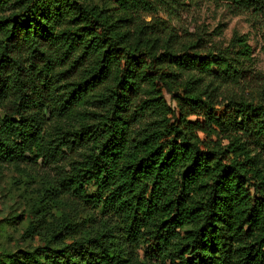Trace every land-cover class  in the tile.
<instances>
[{
  "label": "trees",
  "instance_id": "1",
  "mask_svg": "<svg viewBox=\"0 0 264 264\" xmlns=\"http://www.w3.org/2000/svg\"><path fill=\"white\" fill-rule=\"evenodd\" d=\"M205 2L264 30V0H0V165L54 171L0 264H264V72L156 17Z\"/></svg>",
  "mask_w": 264,
  "mask_h": 264
},
{
  "label": "rangeland",
  "instance_id": "2",
  "mask_svg": "<svg viewBox=\"0 0 264 264\" xmlns=\"http://www.w3.org/2000/svg\"><path fill=\"white\" fill-rule=\"evenodd\" d=\"M156 17L172 27L182 40L187 35L202 33L216 43H227L234 36L243 37L252 49L255 68L264 72V30L247 15L234 16L224 6L205 2L201 7L188 8L187 12L173 16L159 12ZM52 176L54 171L49 167L27 162L0 165V261L3 254L15 255L40 244L39 238L27 240L22 233L29 219V208L50 187ZM142 254L141 250L136 264H161L154 259L144 260Z\"/></svg>",
  "mask_w": 264,
  "mask_h": 264
}]
</instances>
